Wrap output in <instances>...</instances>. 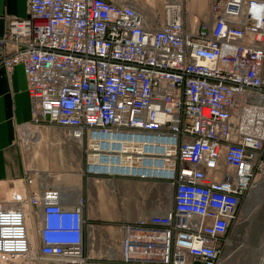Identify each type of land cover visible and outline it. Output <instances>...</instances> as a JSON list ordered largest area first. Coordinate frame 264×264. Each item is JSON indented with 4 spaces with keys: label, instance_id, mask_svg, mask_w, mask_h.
I'll use <instances>...</instances> for the list:
<instances>
[{
    "label": "built area",
    "instance_id": "built-area-1",
    "mask_svg": "<svg viewBox=\"0 0 264 264\" xmlns=\"http://www.w3.org/2000/svg\"><path fill=\"white\" fill-rule=\"evenodd\" d=\"M152 8L28 0L0 36V65L24 64L29 123L61 126L83 148L87 175L163 180L171 203L122 221L117 245L92 258L83 194L14 189L0 198V262L221 264L264 171V0H214L192 26L183 0Z\"/></svg>",
    "mask_w": 264,
    "mask_h": 264
},
{
    "label": "rangeland",
    "instance_id": "rangeland-1",
    "mask_svg": "<svg viewBox=\"0 0 264 264\" xmlns=\"http://www.w3.org/2000/svg\"><path fill=\"white\" fill-rule=\"evenodd\" d=\"M141 1L150 9L146 13L152 12V7L163 4V2L160 4L158 0ZM213 1L183 0L188 26L195 25L200 19L209 18V10ZM26 132L28 134L25 144L28 150H32L35 144H41L42 141L40 140L44 134L41 127L30 126ZM61 141L64 142V140L58 138L52 141L51 145L61 148ZM257 172L258 169L255 175L256 180L260 181L258 185L264 187V178H262L264 171ZM49 173L54 176L58 173V177L62 180H66L70 176L56 171ZM80 177L70 187L74 192L73 196L83 194L88 200L86 213L92 225L90 227L91 238L87 243V252L92 258H105L106 249L110 245H117L116 240L121 236L119 225L122 221H133L154 211L158 201H161L162 204H170L172 201V190L169 184L163 180H144L141 186L138 187L143 192L138 195L132 192V185L125 180L126 178L110 180L106 177L89 176L86 173ZM260 178L262 179L260 180ZM53 181L55 182V180ZM256 184L243 199L237 218L230 227L227 243L221 254V264H264V189L259 193H254L253 189L257 186ZM135 200L146 203L147 210L144 213L136 214ZM112 249L113 247L109 248L107 252L110 253ZM4 263L7 262H2V264Z\"/></svg>",
    "mask_w": 264,
    "mask_h": 264
},
{
    "label": "crops",
    "instance_id": "crops-1",
    "mask_svg": "<svg viewBox=\"0 0 264 264\" xmlns=\"http://www.w3.org/2000/svg\"><path fill=\"white\" fill-rule=\"evenodd\" d=\"M134 1L144 12L150 10L141 0ZM158 1L160 4L163 2V0ZM27 13L28 0H0V36L11 19L24 17ZM32 118V103L24 64L18 62L12 70L0 65V198L7 196L12 189L29 191L30 188H38L42 185L60 186L59 188L63 190H70L69 197H72L74 192L70 186L85 174L83 148L76 142L67 140L61 126L43 122L38 125L44 132L40 140L41 144H35L32 150H28L25 144L28 132L25 136H21L20 127L29 126ZM58 138L64 140L61 141V148L51 145L52 141ZM51 171L69 174L71 177L62 180L58 177V173L54 176L49 173ZM28 174L34 177L35 183L32 185L26 181ZM125 180L131 183L132 192L142 194L143 191L138 187L141 186L143 179L126 178ZM135 203L136 214L139 215L147 210L146 203L136 200ZM28 222L31 224L33 243L39 248L41 241L35 230V222Z\"/></svg>",
    "mask_w": 264,
    "mask_h": 264
},
{
    "label": "bare ground",
    "instance_id": "bare-ground-1",
    "mask_svg": "<svg viewBox=\"0 0 264 264\" xmlns=\"http://www.w3.org/2000/svg\"><path fill=\"white\" fill-rule=\"evenodd\" d=\"M29 126H27V128H25L26 130H25V132L28 130V127H30V126H38V125H36V124H34V123H29L28 124ZM97 178H100V177H97ZM133 178V177H132ZM262 178H264V175H263V177ZM262 178H260V180L262 179ZM111 180V179H110ZM264 181V180H263ZM262 181V182H263ZM258 183L256 184L257 186L253 189V191H254V193H259L261 190H263L264 189V187L263 186H261V185H258L259 183H260V181H257ZM35 183V182H34ZM61 189V188H60ZM61 191H62V194L64 195V196H66V197H69V195H70V190H63V189H61ZM252 191V192H253ZM66 192H69L68 194L66 193ZM115 192V191H114ZM111 252H113V249L110 251V253Z\"/></svg>",
    "mask_w": 264,
    "mask_h": 264
}]
</instances>
